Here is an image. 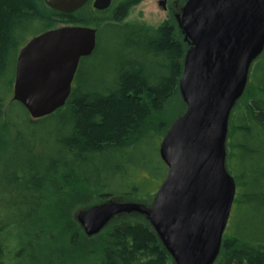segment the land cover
I'll list each match as a JSON object with an SVG mask.
<instances>
[{"label":"trees","instance_id":"obj_1","mask_svg":"<svg viewBox=\"0 0 264 264\" xmlns=\"http://www.w3.org/2000/svg\"><path fill=\"white\" fill-rule=\"evenodd\" d=\"M143 1L113 0L97 11L89 0L63 15L45 0H0V264L174 261L141 215L109 223L96 251H85L62 219L83 190L142 203L167 176L160 146L186 111L179 88L183 52L170 22L125 23ZM63 23L96 29L97 46L81 60L66 105L34 120L13 101L18 55L32 38ZM248 86L255 95L244 103L242 96L229 119L225 168L238 183L237 213L215 264H264L262 55Z\"/></svg>","mask_w":264,"mask_h":264},{"label":"water","instance_id":"obj_2","mask_svg":"<svg viewBox=\"0 0 264 264\" xmlns=\"http://www.w3.org/2000/svg\"><path fill=\"white\" fill-rule=\"evenodd\" d=\"M88 2L45 0L63 15ZM112 4L93 2L97 11ZM179 19L192 45L180 81L187 109L162 140L160 156L168 173L155 204L95 207L82 212L79 221L88 235H96L114 217L135 212L148 218L176 264H215L237 192L225 168L229 119L264 51V0H189ZM96 46L97 30L85 26L32 38L18 55L13 101L34 120L54 114L66 105L81 60Z\"/></svg>","mask_w":264,"mask_h":264},{"label":"rangeland","instance_id":"obj_3","mask_svg":"<svg viewBox=\"0 0 264 264\" xmlns=\"http://www.w3.org/2000/svg\"><path fill=\"white\" fill-rule=\"evenodd\" d=\"M188 1L189 0H145L138 6L131 9L128 18L125 20V23H139L142 25H146L148 27L158 28V27L163 26L166 22H170L173 27V33L176 34L177 36L176 38L181 44V49L183 52L182 53L183 54V65H184L186 55L188 51L191 49L192 45L186 39V36L181 27V22L179 18L181 17L182 11ZM67 26H68L67 24L63 23V24H60L57 28H62V27H67ZM262 58H264V51L262 54ZM179 88H180V82H179ZM245 92L246 93L243 94L244 97L241 103H244L249 97L255 95V91L252 90L251 86H248L247 91ZM173 119L174 117L172 118V120ZM228 129L230 132L231 127L229 126ZM229 151H230V145L227 140L226 141V153L228 154ZM242 184L243 182H239V185H242ZM236 185H237V192H236V197H237L238 188H239L238 183H236ZM157 194L158 192L152 195L151 197L146 198L144 201H141L142 203H138L139 201L127 200L123 198L99 199L97 195H94L88 191L83 190L76 196L75 200H73L70 205L65 207V211L64 210L62 211L63 212L62 213L63 224L65 226L68 225L70 227L69 232L71 235H77L76 236L77 241L79 242V244L85 247L84 249L85 251H93V250L96 251L99 249L101 232L96 235H88L86 233V231L84 230L83 226L80 224V221H79V216L82 212L88 211L95 207L126 204V203H135V204H140L145 207L151 208L155 204V201L157 199ZM234 205H235V202H234ZM234 205L232 208V212H231V216H230L227 229L225 231L226 234L229 231V228L231 227L232 223L234 222V219L237 213V210H235L236 208ZM130 213H133L134 215L137 214V216L141 215L135 212H130ZM123 215L124 214L114 217L110 221V224L116 220H119ZM141 216L146 217L144 215H141ZM146 219L148 220L147 217ZM63 224H62V229L64 227ZM151 227L153 228L152 225ZM169 264H176V263L175 261L172 260V262Z\"/></svg>","mask_w":264,"mask_h":264},{"label":"flooded vegetation","instance_id":"obj_4","mask_svg":"<svg viewBox=\"0 0 264 264\" xmlns=\"http://www.w3.org/2000/svg\"><path fill=\"white\" fill-rule=\"evenodd\" d=\"M166 4V3H165ZM226 234V233H225ZM225 234H224V236H223V238L225 237Z\"/></svg>","mask_w":264,"mask_h":264}]
</instances>
